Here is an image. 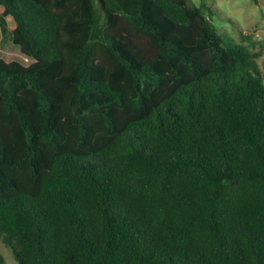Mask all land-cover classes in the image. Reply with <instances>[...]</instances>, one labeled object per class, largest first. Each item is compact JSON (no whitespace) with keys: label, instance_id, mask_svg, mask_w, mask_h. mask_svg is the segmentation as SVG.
<instances>
[{"label":"trees","instance_id":"trees-1","mask_svg":"<svg viewBox=\"0 0 264 264\" xmlns=\"http://www.w3.org/2000/svg\"><path fill=\"white\" fill-rule=\"evenodd\" d=\"M0 18L18 264H264L259 54L188 0H0Z\"/></svg>","mask_w":264,"mask_h":264},{"label":"rangeland","instance_id":"rangeland-1","mask_svg":"<svg viewBox=\"0 0 264 264\" xmlns=\"http://www.w3.org/2000/svg\"><path fill=\"white\" fill-rule=\"evenodd\" d=\"M196 6H203L204 12L220 33L259 54L258 63L264 66V0H188ZM0 57L15 58L9 51L11 36L0 18ZM30 61V60H29ZM264 83V79H263ZM0 254L4 264H18L10 249L0 240Z\"/></svg>","mask_w":264,"mask_h":264}]
</instances>
